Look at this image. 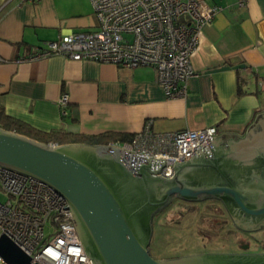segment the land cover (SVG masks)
<instances>
[{"label":"crops","instance_id":"crops-1","mask_svg":"<svg viewBox=\"0 0 264 264\" xmlns=\"http://www.w3.org/2000/svg\"><path fill=\"white\" fill-rule=\"evenodd\" d=\"M206 1L224 9L205 27L186 96L169 98L151 66L61 54L18 62L33 47L94 29L91 0H0V103L41 131L136 134L151 122L153 132L217 126L223 142L239 140L264 112V0Z\"/></svg>","mask_w":264,"mask_h":264},{"label":"water","instance_id":"water-1","mask_svg":"<svg viewBox=\"0 0 264 264\" xmlns=\"http://www.w3.org/2000/svg\"><path fill=\"white\" fill-rule=\"evenodd\" d=\"M223 136L206 138L199 155L175 160L169 178L156 174L162 158L115 145L47 144L0 127V165L41 179L68 200L91 264H264V253L162 259L149 250L154 216L174 198L217 199L238 227L264 226V112L239 140L233 135L223 142ZM0 255L11 264H32L6 235Z\"/></svg>","mask_w":264,"mask_h":264},{"label":"built area","instance_id":"built-area-1","mask_svg":"<svg viewBox=\"0 0 264 264\" xmlns=\"http://www.w3.org/2000/svg\"><path fill=\"white\" fill-rule=\"evenodd\" d=\"M96 17L92 30L71 32L45 47H33L18 62L61 54L118 66H151L169 98H184L205 27L224 9L206 0H91ZM245 5L244 0L238 2ZM5 58L0 56V62ZM70 97L62 94L66 107ZM66 111L64 110V114ZM217 126L153 132L151 122L130 142L113 144L141 157L162 158L156 173L174 175L175 160L199 155ZM6 235L40 264H91L68 200L32 175L0 165V237ZM0 264H11L0 255Z\"/></svg>","mask_w":264,"mask_h":264},{"label":"rangeland","instance_id":"rangeland-1","mask_svg":"<svg viewBox=\"0 0 264 264\" xmlns=\"http://www.w3.org/2000/svg\"><path fill=\"white\" fill-rule=\"evenodd\" d=\"M222 206L214 200H175L153 219L150 253L156 258L173 259L207 251L237 250L242 240L250 238L235 227L230 233L231 224L226 221L229 217Z\"/></svg>","mask_w":264,"mask_h":264},{"label":"trees","instance_id":"trees-1","mask_svg":"<svg viewBox=\"0 0 264 264\" xmlns=\"http://www.w3.org/2000/svg\"><path fill=\"white\" fill-rule=\"evenodd\" d=\"M238 92L242 93L239 85ZM0 127L26 135L47 144L86 143L91 145H113L130 142L135 134L108 131L100 134H80L61 130L41 131L8 115L0 103ZM158 212L155 217L159 214ZM154 217V218H155Z\"/></svg>","mask_w":264,"mask_h":264},{"label":"flooded vegetation","instance_id":"flooded-vegetation-1","mask_svg":"<svg viewBox=\"0 0 264 264\" xmlns=\"http://www.w3.org/2000/svg\"><path fill=\"white\" fill-rule=\"evenodd\" d=\"M175 200L177 201H181V202H191V201H186V200H182L179 198H174L172 200V202H174ZM207 200H214V201H218L220 202L223 206V209L225 210V212L227 213L228 217H229V221L226 219L227 223L230 222L231 224V228L229 231L230 233L233 231V227H235V229L237 231H239L241 234L243 235H247L249 236L250 239H247L246 241H241L239 243V248L237 250H233V251H210V252H236V253H264V226L260 227V229L256 230V231H250V230H246L243 228L238 227L237 225H235L234 220L232 219L231 215L229 214V212L227 211L226 207L224 206L223 202L217 199H207ZM205 201V200H204ZM172 202L170 204H172ZM201 202V201H198ZM194 203V202H193ZM169 204V205H170ZM168 205V206H169ZM167 207V206H166ZM165 207V208H166ZM157 214V213H156ZM155 214V215H156ZM155 217V216H154ZM261 234V239L257 241V238L260 236ZM208 252V251H207Z\"/></svg>","mask_w":264,"mask_h":264}]
</instances>
